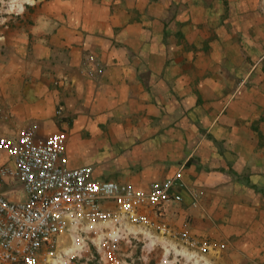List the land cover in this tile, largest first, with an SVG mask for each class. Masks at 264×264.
I'll return each mask as SVG.
<instances>
[{
	"label": "crops",
	"instance_id": "0c3cea01",
	"mask_svg": "<svg viewBox=\"0 0 264 264\" xmlns=\"http://www.w3.org/2000/svg\"><path fill=\"white\" fill-rule=\"evenodd\" d=\"M27 6L28 33L0 45L7 162L12 145L40 142L141 190L178 175L197 204L183 192L167 218L212 246L187 264H264V0ZM164 248L177 250L136 264Z\"/></svg>",
	"mask_w": 264,
	"mask_h": 264
},
{
	"label": "built area",
	"instance_id": "2783aa9c",
	"mask_svg": "<svg viewBox=\"0 0 264 264\" xmlns=\"http://www.w3.org/2000/svg\"><path fill=\"white\" fill-rule=\"evenodd\" d=\"M6 154L9 161L0 166L4 263H29L51 246L59 248V264H71L92 250L103 264L148 263L147 255L172 241L177 250L164 248L159 264H187L197 258L192 251L212 248L188 227L178 229L167 218L168 208L183 202V192L191 206L197 204L199 193L187 189L178 175L141 190L100 180L91 167L70 169L60 148L40 142L14 144ZM122 244L138 248L139 257L124 256Z\"/></svg>",
	"mask_w": 264,
	"mask_h": 264
},
{
	"label": "rangeland",
	"instance_id": "374dc122",
	"mask_svg": "<svg viewBox=\"0 0 264 264\" xmlns=\"http://www.w3.org/2000/svg\"><path fill=\"white\" fill-rule=\"evenodd\" d=\"M38 2L39 0H0V45H4L10 37L22 34L26 35L28 33L31 21L28 16L27 5H35ZM19 6H22V9ZM7 160L5 153L0 151V165L7 162ZM58 250L59 248L56 246L48 247L37 254L31 262L21 264H59L58 255L60 251ZM138 254L136 253V256ZM148 257H151V255H147V260ZM97 258V255L92 250L91 253L83 255L81 259L77 257L73 258L71 264H103L102 262H98ZM0 264L8 263L0 260ZM193 264L196 263L193 262Z\"/></svg>",
	"mask_w": 264,
	"mask_h": 264
},
{
	"label": "bare ground",
	"instance_id": "6f19581e",
	"mask_svg": "<svg viewBox=\"0 0 264 264\" xmlns=\"http://www.w3.org/2000/svg\"><path fill=\"white\" fill-rule=\"evenodd\" d=\"M26 1V0H25ZM29 1V0H28ZM29 3V2H28ZM20 9H22V6H19ZM22 11V10H21Z\"/></svg>",
	"mask_w": 264,
	"mask_h": 264
}]
</instances>
